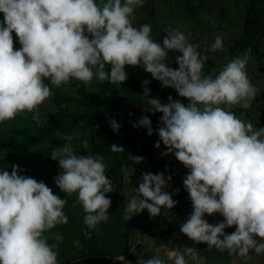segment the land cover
<instances>
[{
    "label": "clouds",
    "instance_id": "clouds-1",
    "mask_svg": "<svg viewBox=\"0 0 264 264\" xmlns=\"http://www.w3.org/2000/svg\"><path fill=\"white\" fill-rule=\"evenodd\" d=\"M143 4L144 0H0V123L25 112L32 113L37 126L47 123L39 106L53 92L45 80L56 88L73 79L87 86L94 77L101 83L122 84L128 78L126 65L143 66L188 101L184 104L169 96L162 104L158 98L147 99L149 81H143L145 110L163 114L154 146L160 148L162 141L167 149L163 155L174 154L189 169L183 186L193 211L180 232L196 244L251 260L250 251L264 253V127L256 130L229 110L235 105L247 109L261 92L247 75L248 53L229 61L218 74L205 75L208 56L179 29L168 31L161 44L153 40L151 25L133 26L134 11ZM13 32L19 49H14ZM173 50L180 53L175 57L177 69L167 63ZM217 50H223L220 36L205 49ZM109 123L118 132L120 125L114 119ZM151 125L143 116L133 126L146 128L151 136ZM62 139L66 143L51 152L60 169L55 184L65 194H76L85 225L96 230L109 219L111 200L106 194L116 188L105 175L102 155H77L71 143L74 137ZM83 145L87 148L88 141ZM111 150L124 152L116 144ZM128 158L137 164L145 159L131 154ZM11 167V173L0 171V264H58L56 245H50L44 234L68 223L63 211L67 201L43 181L19 174L23 169L18 165ZM171 179L162 172L142 173L138 188L133 189L137 196L122 219L129 221L145 209L156 217L162 208L175 207L177 201L164 191ZM216 213L223 221L208 223L205 214ZM232 226L235 231L226 234L225 228ZM51 238L63 239L59 233ZM198 253L185 247L183 254L167 255L172 264L190 260L199 264ZM138 264L165 262L155 256Z\"/></svg>",
    "mask_w": 264,
    "mask_h": 264
},
{
    "label": "rangeland",
    "instance_id": "rangeland-1",
    "mask_svg": "<svg viewBox=\"0 0 264 264\" xmlns=\"http://www.w3.org/2000/svg\"><path fill=\"white\" fill-rule=\"evenodd\" d=\"M134 16L133 26L151 25V36L156 42L162 44L168 31L179 29L189 43L199 45L198 51L210 60L204 65L205 75L218 74L229 61L248 53L247 75L261 92L247 109L235 105L229 110L241 120L251 122L256 130L264 125V0H144L143 6L134 11ZM2 20L3 14L0 13ZM12 36L14 49H19L21 45L14 32ZM216 36L222 38L223 50L205 51L210 49ZM177 55L180 53L175 50L168 52L167 63L173 69L178 68ZM110 67L106 65V70L109 71ZM125 71L127 80L137 77L142 82L147 80L156 85L149 91L147 99L158 98L162 104L168 103L169 95L165 92L170 93L172 87H164L143 66L126 65ZM45 83L52 88L53 95L39 109L41 119L48 123L52 113L60 108L57 103L59 95L70 97L76 94L81 97L79 88L89 94L94 93L99 90L100 81L94 77L92 83L86 86L73 79L59 88L51 86L48 80ZM173 99L188 103L179 95ZM147 107L144 93L119 86L117 96L110 100L81 106L76 99L65 104L61 118L64 129L45 134L44 137H39V134L47 123L37 126L32 113H21L14 120L0 123V157L12 154L15 146L25 138L33 137L27 150L20 154L21 162L0 164V171L11 173V166L18 165L23 169L19 174L43 181L54 194L67 201L63 211L68 216V223L57 225L44 234L49 237L50 245H56L54 250L58 252V264H138L140 259L155 256L165 264H172L167 254L171 251L183 254L185 247L197 249L199 264H233V261L235 264H264V253L257 255L254 250L250 251L252 259L244 261L238 256L229 255L227 250L221 252L215 247L209 249L205 243L196 244L180 232L181 224L193 211L189 194L183 186L188 170L179 167L174 154L163 155L167 149L162 141L160 148L154 146L159 140L158 128L163 114L146 111ZM143 116H148L152 122L151 136L146 128L133 126ZM112 119L120 125L118 132L110 127L109 121ZM97 120L103 124H95ZM68 135L74 137L71 143L77 155L104 157L105 175L116 188L106 194L111 200L109 219L97 225L96 230H89L85 225V213L76 194H65L55 184L54 178L60 169L58 161L51 159V152L62 147L66 143L62 137ZM85 140L88 141L87 148L83 145ZM112 144L122 146L124 152H113ZM129 154L145 159L137 164L128 158ZM147 172H162L165 179L172 177L164 191L172 194L177 204L170 210L162 208L161 214L156 217H151L145 209L125 221L122 219L124 209L137 196L133 189L138 188L142 173ZM175 189H179V192H175ZM205 219L216 225L224 218L216 213L211 216L205 214ZM235 228L232 226L224 231L231 234ZM56 233L62 235L63 239L58 241L51 238ZM189 264L196 262L190 260Z\"/></svg>",
    "mask_w": 264,
    "mask_h": 264
},
{
    "label": "trees",
    "instance_id": "trees-1",
    "mask_svg": "<svg viewBox=\"0 0 264 264\" xmlns=\"http://www.w3.org/2000/svg\"><path fill=\"white\" fill-rule=\"evenodd\" d=\"M204 55V54H203ZM210 62L209 59L205 62L208 64ZM110 71V70H109ZM206 74V73H205ZM143 82L139 78H133L126 80L122 84H113L109 83L107 81L103 83H99V90L94 92V93H87L83 89L81 90L79 88V92L81 97H77L76 94H73L70 97H65L63 95H59V99H57V103L59 104L60 108L58 111L52 113L50 116V119L46 126L43 127V132L39 134V137H42L45 134H52L53 132L63 130L64 129V124L61 121V118L64 115V105L67 104L68 102H71L73 100H78V103L81 106H87L90 104H96L100 103L106 100H110L112 98H115L117 96V92L119 89V86H122L123 89L126 90H131L136 93H144L143 87H142ZM146 87L151 90L152 88L156 87V85L153 82H149ZM172 98L176 97L178 93L175 91L174 88L171 89L170 93L165 92ZM97 125H102L99 120L95 121ZM44 137V136H43ZM33 142V137H27L23 140V142L17 146L14 147V152L10 155H6L5 157H0V164L3 165H9V164H17L21 162V153L25 150H27L28 146Z\"/></svg>",
    "mask_w": 264,
    "mask_h": 264
},
{
    "label": "crops",
    "instance_id": "crops-1",
    "mask_svg": "<svg viewBox=\"0 0 264 264\" xmlns=\"http://www.w3.org/2000/svg\"><path fill=\"white\" fill-rule=\"evenodd\" d=\"M262 127H264V125H262ZM259 128H260V127L258 126V128H257V129H259ZM177 163H179V164H178V165H179V167H183V168H185V167H184V165H183L182 163H180V162H177ZM180 164H181V165H180ZM186 169H187V168H186ZM187 170H188V172H187V173L189 174V169H187Z\"/></svg>",
    "mask_w": 264,
    "mask_h": 264
}]
</instances>
